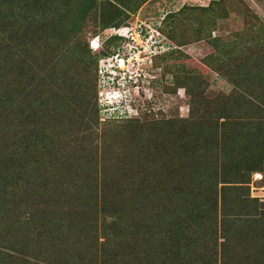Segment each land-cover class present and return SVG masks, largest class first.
<instances>
[{"label": "rangeland", "instance_id": "1", "mask_svg": "<svg viewBox=\"0 0 264 264\" xmlns=\"http://www.w3.org/2000/svg\"><path fill=\"white\" fill-rule=\"evenodd\" d=\"M90 1L49 0L57 9L29 14L26 46L3 57L0 264H79L77 248L95 264L91 240L120 229L105 211L139 212L142 239L215 196L219 221L225 178L248 179L227 186L229 206L264 203V164L244 167L264 153V0H96L86 12ZM138 26L168 54L142 62L136 87L114 86L107 65L128 41L111 34ZM63 212L72 232L54 221Z\"/></svg>", "mask_w": 264, "mask_h": 264}, {"label": "trees", "instance_id": "2", "mask_svg": "<svg viewBox=\"0 0 264 264\" xmlns=\"http://www.w3.org/2000/svg\"><path fill=\"white\" fill-rule=\"evenodd\" d=\"M51 1L53 3L55 0ZM91 1L93 4H90ZM91 1L88 3L90 7L85 9L86 12L94 7L96 0ZM1 6H3L4 10L0 9V41L6 44L5 50L0 49V71L6 73L7 69L4 67L3 57L10 60L11 57L13 58L12 53L14 52H12V49L15 46H26L27 34L25 30L21 32L17 28L25 27L29 20L27 18L30 17L29 14L32 15L34 21L38 19L43 22L47 19V14L52 10L51 8L57 9V6L55 3L49 4V0H0V8ZM49 7L51 8L48 11ZM9 8H12L11 13L8 11ZM9 30L11 35L12 32L15 35L8 36L7 32ZM3 36L7 38L6 41ZM6 50L7 53L4 52ZM10 50L11 54L9 53ZM86 52L92 53L89 48L87 51L85 50ZM22 53L23 51L20 50L19 54L22 55ZM164 54L157 56H163ZM5 113L6 111L0 113V120L5 117L3 115ZM42 130L46 131V129ZM25 152H27L26 148ZM255 159L259 160H255L252 163L248 162L244 167L254 168L250 171H257L258 167L255 166L264 164V153L256 155ZM28 180L30 181L31 178ZM247 181V176L222 179L221 184L223 185L224 195L222 194L221 211L224 214H222L221 220L218 221L219 203L215 196L211 207L205 208V204L204 208H195L191 213H178L177 217L174 218V223L161 227L163 230L160 232L155 225H151L149 228L146 227L148 231L143 239L133 236L139 232L137 227L140 219L139 212L105 211L102 217L109 214L108 217L114 220L113 224L115 227L119 225L120 229L116 230L115 228L118 231L116 235H105L102 242L98 238H93L87 251L91 254V258H94L95 264L99 262V258L103 264H264V209L259 211L258 207L259 205L264 206V203L258 204L255 199L243 196L237 202L235 201V205L229 206L225 195L227 186L230 183L244 184ZM233 188L236 187L234 186ZM59 196L63 197L61 194ZM64 207L67 210L68 205L65 204ZM63 215L65 217H59L54 221H56L59 225V230L63 233L72 232L73 227H71L69 222L70 212H67V215L63 212ZM103 220L105 221V219ZM123 222L127 223V228L121 226ZM105 223L107 224L106 221ZM121 231L124 233L130 231V237H122ZM75 237L77 236L74 235V239ZM68 241L72 243L70 240ZM76 243H74V246ZM53 244L54 242L52 241L51 248ZM221 248H223V254L220 252ZM76 251L78 254L69 255V251L66 253V255H69V260L71 257L73 258L72 260L79 257V264H85L84 254L78 248ZM68 264H72V262L70 261Z\"/></svg>", "mask_w": 264, "mask_h": 264}, {"label": "built area", "instance_id": "3", "mask_svg": "<svg viewBox=\"0 0 264 264\" xmlns=\"http://www.w3.org/2000/svg\"><path fill=\"white\" fill-rule=\"evenodd\" d=\"M112 35L113 37H124L128 40V53H123L122 55H120V53H117L115 55V62L117 63L119 69L118 72L114 71L113 75L108 77V83L115 86L116 74L119 76V80L117 82L120 85H128V83L136 84L141 82L144 76L141 68L142 62L147 59L152 60L155 56L162 53L161 47L158 45V41L153 40L154 36H150L147 38L144 29L140 26L136 27V29H131L129 27L114 29L111 36ZM107 66L112 67L115 65L114 63H112Z\"/></svg>", "mask_w": 264, "mask_h": 264}, {"label": "clouds", "instance_id": "4", "mask_svg": "<svg viewBox=\"0 0 264 264\" xmlns=\"http://www.w3.org/2000/svg\"><path fill=\"white\" fill-rule=\"evenodd\" d=\"M122 38H124V37H122ZM119 39H121V38L119 37ZM127 41H128V40H127ZM122 52H123V50L120 52V55H122L123 53H124V54H127L128 49H124V52H123V53H122ZM114 57H115V56H113V58H114ZM111 62H112V61H110V62L108 63V65H109V64H112ZM114 65H115L116 67H115V66H112V67H108V66H107V68H108V73H109L110 76L113 75V72H114V71L118 72L119 67L117 66V63L115 62ZM115 77H116V79H115V86H121V85L117 82V81L119 80V76L116 74ZM128 84H130V85H132V86L135 85V87L138 85V83H136V84H135V83H128ZM127 86H129V85H127ZM120 97H121V96H120Z\"/></svg>", "mask_w": 264, "mask_h": 264}, {"label": "bare ground", "instance_id": "5", "mask_svg": "<svg viewBox=\"0 0 264 264\" xmlns=\"http://www.w3.org/2000/svg\"><path fill=\"white\" fill-rule=\"evenodd\" d=\"M96 48H99V47H96ZM108 97V96H107ZM112 99V98H111Z\"/></svg>", "mask_w": 264, "mask_h": 264}, {"label": "flooded vegetation", "instance_id": "6", "mask_svg": "<svg viewBox=\"0 0 264 264\" xmlns=\"http://www.w3.org/2000/svg\"><path fill=\"white\" fill-rule=\"evenodd\" d=\"M121 40V39H120Z\"/></svg>", "mask_w": 264, "mask_h": 264}]
</instances>
